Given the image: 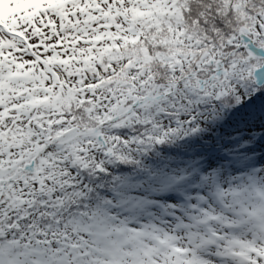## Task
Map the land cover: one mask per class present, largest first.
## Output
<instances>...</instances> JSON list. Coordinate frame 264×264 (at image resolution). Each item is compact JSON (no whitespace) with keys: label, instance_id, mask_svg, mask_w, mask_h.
<instances>
[{"label":"snow or ice","instance_id":"1","mask_svg":"<svg viewBox=\"0 0 264 264\" xmlns=\"http://www.w3.org/2000/svg\"><path fill=\"white\" fill-rule=\"evenodd\" d=\"M0 264H264V0H0Z\"/></svg>","mask_w":264,"mask_h":264}]
</instances>
